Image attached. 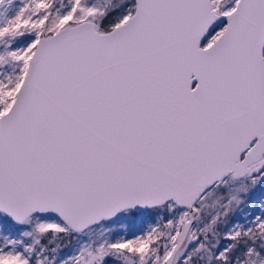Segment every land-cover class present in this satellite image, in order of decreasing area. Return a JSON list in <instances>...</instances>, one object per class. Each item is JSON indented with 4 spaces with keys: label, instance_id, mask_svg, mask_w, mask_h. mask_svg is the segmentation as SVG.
I'll use <instances>...</instances> for the list:
<instances>
[{
    "label": "snow or ice",
    "instance_id": "6c2138e0",
    "mask_svg": "<svg viewBox=\"0 0 264 264\" xmlns=\"http://www.w3.org/2000/svg\"><path fill=\"white\" fill-rule=\"evenodd\" d=\"M0 264H264V0H0Z\"/></svg>",
    "mask_w": 264,
    "mask_h": 264
}]
</instances>
